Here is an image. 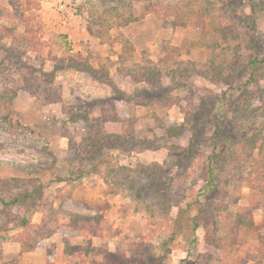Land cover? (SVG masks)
<instances>
[{
  "label": "rangeland",
  "instance_id": "obj_1",
  "mask_svg": "<svg viewBox=\"0 0 264 264\" xmlns=\"http://www.w3.org/2000/svg\"><path fill=\"white\" fill-rule=\"evenodd\" d=\"M129 15L138 19L125 24ZM179 125L171 137L169 128ZM192 136L194 156L171 147L186 148ZM243 137L257 139L254 149ZM261 139L264 0H0V198L32 195L30 236L38 235L35 224H68L72 230L60 228L57 238L84 249L69 214L88 212L96 217L89 228L105 231L112 251L127 256H160L155 246L175 231L161 264H264V194L245 180L247 154L257 155ZM104 155L108 167L88 172L90 157ZM138 163L155 164L151 178ZM211 166L216 189L203 195ZM104 178L118 195L109 215L70 200L72 186ZM151 181L157 190L142 189ZM251 199L258 206L250 210ZM23 210V202L0 203L2 252L13 251L5 241L22 232L15 223ZM197 212L193 230L189 217ZM248 212L254 227L234 232ZM215 236L221 248L211 243ZM59 260L55 250L47 264Z\"/></svg>",
  "mask_w": 264,
  "mask_h": 264
},
{
  "label": "trees",
  "instance_id": "obj_2",
  "mask_svg": "<svg viewBox=\"0 0 264 264\" xmlns=\"http://www.w3.org/2000/svg\"><path fill=\"white\" fill-rule=\"evenodd\" d=\"M240 18L242 20V22L245 24L246 27L250 28L251 27V21L249 20L248 16L244 13H240ZM138 19L137 16H132L129 15V17L125 18L124 22L125 24L131 22V21H136ZM81 69V68H79ZM82 70V69H81ZM87 72H89L90 74L96 76L94 74V70L92 69H87ZM97 77V76H96ZM99 79V77H98ZM106 83H108V85H110V87L114 90L117 91V88L115 87V85L113 84V82L108 79V80H103ZM120 99H126L128 96H126L125 92L119 91ZM115 98V97H114ZM117 99V97L115 98ZM118 119V118H116ZM119 121V119H118ZM181 128L182 126H172L171 128H169L168 132L171 135V137H173L174 135H178L181 132ZM193 132L197 131V128L194 127ZM218 134V131H215V135ZM123 139V136H121ZM133 137V136H130ZM236 136H228L227 138L231 139L230 141H233L232 138H234ZM194 140L195 138L192 136L190 138V143L189 145L184 148L182 146H176V145H172L171 147L173 148H179L181 150H183V154L186 155H193V149H194ZM243 145L245 144H249L250 148H251V144L253 145V149L256 145V141L257 139L255 137H243L240 140ZM214 145V144H213ZM215 149V145L213 147ZM252 149V148H251ZM251 149L248 152V156L251 158V162L249 163V171H248V175L245 178L246 183L248 188L251 191H257L260 194H264V139H261V142L259 144V146L257 147V155L256 156H252V151ZM214 157L216 158H220L219 153H215L213 152L212 154ZM213 156L209 157L210 162H212L211 158ZM110 159L111 156H106L104 155L102 159H98L94 157H90V165H91V169L88 170V172H100V170L97 168L100 164H105L106 167H108L107 165H109L110 163ZM2 162L0 161V164ZM139 166L141 167V169L143 170L144 174H146L148 177L151 178V170L152 166L155 164H143V163H138ZM10 165L17 169V170H23V171H27L28 172V167L27 165H24L22 162H17V161H10ZM212 166H213V162H212ZM210 167L208 170L209 173V178L205 181L204 185L202 186L201 189V193L203 195H210V192H214L216 189V184H215V174L213 172V167ZM120 169L126 170L128 169L125 166H119ZM112 169V168H111ZM44 169H40L38 170V172L40 173L41 171H43ZM111 171H115V170H111ZM139 173H140V169H138ZM129 174H127L126 178L128 177ZM80 178V177H78ZM104 182L105 184L108 186H111L110 191L106 192L107 194H116L115 191H113V187L112 185H115L114 183H111L109 180H107V178H104ZM132 183H134L132 181ZM133 185V184H132ZM156 184L151 181L150 183H148L147 185H143L142 189H153L155 188L157 190L158 186H155ZM163 194V193H162ZM161 194V195H162ZM32 195L27 194V193H23L22 195H15L13 196L10 200H5L3 198H0V203L3 205V207H8V206H15L17 204H19V202H23L24 204V210H23V215L19 216L16 218V223L15 226L20 227L21 231L19 234L16 235L17 241L20 242V247L22 251H25L27 249H33L35 248L40 239H44L46 237L51 236L57 228H51L50 226H47L45 224V222H42L40 224H35L34 227L36 228V234H38L37 236H30L29 233V227L30 225H32V216L34 213H36L37 208L35 206V200L31 199ZM251 205H250V210L256 208L258 205L255 202L254 199H251L250 201ZM189 206V205H188ZM3 213H5L6 211L1 210ZM180 213L177 214L176 218H171L172 222L175 223L177 220V217L179 216ZM199 212H197L194 216L189 217L187 215V217H189V219L191 220L193 227V230H196L197 227L199 226V223L197 221V217H198ZM246 214V213H245ZM248 216V218H244V216ZM246 215H244V213L241 214V216H239L236 220V223L234 224L233 228L234 232L236 229H240L242 227H247V228H252L254 227V222L253 219L251 217V214L248 212ZM69 217H71V220L74 222V224H76L78 226V228H84L87 229L88 231H94L92 229H90V225L89 223H91L93 225V221L96 220V217L94 216H81L78 214H69ZM12 219V218H10ZM176 238V234L175 231H172V234L169 236V238L163 240L162 242H160V244L158 246H155L156 249L160 250V256L159 255H154V254H150L149 255H145L143 253H136L133 256H127L126 253L124 252H117V251H108V250H101L102 248L100 247H96V246H89L87 245L86 248L83 249V252H93V253H104V263L105 264H161L163 262V257L167 254V248L168 246H172L171 243L175 240ZM2 239L3 237H0V243H2ZM194 240V237H193ZM211 243L214 244L215 246H217L218 248H221L223 246V242H222V238L219 237H213L211 240ZM2 259V247L0 246V260ZM262 259V263H263ZM7 264H12L13 261H7L5 262ZM255 264H261L260 262H255Z\"/></svg>",
  "mask_w": 264,
  "mask_h": 264
},
{
  "label": "crops",
  "instance_id": "obj_3",
  "mask_svg": "<svg viewBox=\"0 0 264 264\" xmlns=\"http://www.w3.org/2000/svg\"><path fill=\"white\" fill-rule=\"evenodd\" d=\"M104 185V186H103ZM78 184L74 187L72 186V190L69 191L72 198L79 199L80 204L89 211V209H93L92 212H94L97 217L99 213H104V215H109L111 210L114 208L115 210L119 207L117 204L116 197L118 195H112L107 194L104 191L105 184ZM104 188V189H103ZM96 191V193L94 192ZM68 192V193H69ZM93 203V204H91ZM116 203V204H115ZM100 204L104 205L105 207L100 206ZM92 205V206H89ZM89 208V209H88ZM75 214L81 215V216H89L91 214H88V212H74ZM37 214V213H35ZM93 215V214H92ZM39 223V222H37ZM64 227L66 230L71 231V227L68 224L61 225L59 228L56 229V231L49 237H46L42 239V243L45 241H48L47 244H42V246L35 247L33 249H27L25 251L21 250L20 242L17 241L16 238H8L5 243L7 245H13L12 246V252L7 253L5 249H3L2 252V261L6 260H15L18 263H21L23 259L26 257L31 260V263L34 264H47L48 262H51L52 260V254L58 255L60 257L59 264H105L104 259L99 258L101 256V253H93V252H83V249L81 248L82 244H74L71 246V241H68L69 238L63 237V240L58 239V233L60 228ZM75 232H78L81 234V236H78L80 238H84V243L88 242L86 245L96 246L105 244L106 249L108 251H112L113 249L109 245V242L107 243V237H105V231H88L84 228L75 229ZM104 235V236H103ZM16 237V236H15ZM96 240V242H94ZM53 241V242H52ZM56 241V242H55ZM90 241V242H89ZM53 243V244H52ZM102 243V244H101ZM44 245V247H43ZM51 245L53 246V249H51ZM84 245V244H83ZM76 246V247H75ZM81 246V247H80ZM73 248V249H72ZM42 249V250H41ZM43 252V260L40 259V254ZM52 251V254H51ZM100 259V262L97 260ZM50 260V261H48ZM56 263H58L56 261Z\"/></svg>",
  "mask_w": 264,
  "mask_h": 264
}]
</instances>
